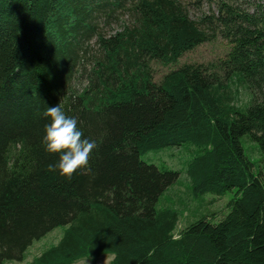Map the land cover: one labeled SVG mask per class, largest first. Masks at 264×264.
<instances>
[{"label":"trees","instance_id":"16d2710c","mask_svg":"<svg viewBox=\"0 0 264 264\" xmlns=\"http://www.w3.org/2000/svg\"><path fill=\"white\" fill-rule=\"evenodd\" d=\"M206 1L216 10L193 19L181 0H0V264L60 225L26 264H264V0ZM216 37L223 57L153 78L152 61ZM58 104L98 145L70 182L46 171ZM183 142L194 195L235 192L220 220L175 233L177 212L156 203L179 172L141 154Z\"/></svg>","mask_w":264,"mask_h":264},{"label":"rangeland","instance_id":"374dc122","mask_svg":"<svg viewBox=\"0 0 264 264\" xmlns=\"http://www.w3.org/2000/svg\"><path fill=\"white\" fill-rule=\"evenodd\" d=\"M244 1H248V3L256 2V0H237L238 3ZM181 2L186 7L189 16L193 19H197L203 14H208L212 10H216L215 3H209L206 0H199L198 4H196L194 0H181ZM115 28H117V25L112 24L110 27H106V31L110 32ZM227 49L228 42L221 37H216L211 41L203 42L191 50L184 52L175 63L163 65L152 61L151 66L153 69V78L159 80L163 74L176 68L182 63H203L223 57ZM245 100L246 93L243 90H240L237 103L241 104ZM240 141L246 155L253 160V155L256 153L253 152V155L251 154L249 138L244 135L240 138ZM192 154L193 146L188 142H183L180 145H168L158 149H152L141 154V159L146 162H152L157 166L174 169L179 172L177 179L165 188L156 203L157 208L167 207L172 208L177 212V222L174 229L175 233L200 216H208L212 223L220 220V218L227 213L228 208L226 204L235 192V188H232L221 195L214 193L194 195L191 191L189 178L184 170V167ZM254 167L258 169L257 164H255ZM260 168L264 171V162L262 161L259 162V170ZM63 227L64 225L57 226L41 238L34 240L25 250L21 260H4L1 264L28 263L44 248L56 242L62 234ZM111 259L112 255L104 254L96 259L85 257L77 260L74 264H109Z\"/></svg>","mask_w":264,"mask_h":264},{"label":"clouds","instance_id":"9594fccd","mask_svg":"<svg viewBox=\"0 0 264 264\" xmlns=\"http://www.w3.org/2000/svg\"><path fill=\"white\" fill-rule=\"evenodd\" d=\"M44 115L50 122L45 125L42 144L48 153L59 155L58 162L50 163L46 171L58 172L60 177L70 182L78 170L88 168L98 145L84 137L77 119L68 116L59 104L47 107Z\"/></svg>","mask_w":264,"mask_h":264}]
</instances>
